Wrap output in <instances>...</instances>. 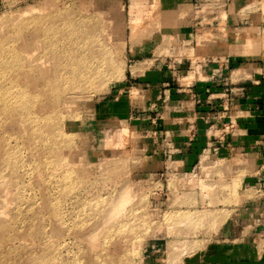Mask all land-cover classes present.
Wrapping results in <instances>:
<instances>
[{
	"label": "rangeland",
	"instance_id": "1",
	"mask_svg": "<svg viewBox=\"0 0 264 264\" xmlns=\"http://www.w3.org/2000/svg\"><path fill=\"white\" fill-rule=\"evenodd\" d=\"M0 49V264L264 258V0H0Z\"/></svg>",
	"mask_w": 264,
	"mask_h": 264
},
{
	"label": "crops",
	"instance_id": "2",
	"mask_svg": "<svg viewBox=\"0 0 264 264\" xmlns=\"http://www.w3.org/2000/svg\"><path fill=\"white\" fill-rule=\"evenodd\" d=\"M221 58L219 56H217V60L216 62L220 63ZM213 61V60H212ZM226 64L223 67V71H227L229 69V67H238L239 63L237 60H233L232 58H229L226 60ZM212 63V62H211ZM218 66L216 65H211L210 67H207V69L205 70V72L209 73L210 69ZM223 66V65H222ZM222 68V67H221ZM183 70V68H181ZM167 71L164 70V68H159V67H155L154 69L152 68L151 71L148 72V79L145 80L146 83V87L149 88H153L155 90L160 91L166 87H169V84L166 82L167 81ZM188 87H190L192 90V92L195 93H199L200 97H204L206 96V94L210 91H215V88L218 86V84L214 85L213 82L207 81V82H203L202 84H198V85H187ZM187 91H190L187 89ZM259 102L264 100V94H259ZM264 102V101H263ZM201 102L198 101L196 103H192L193 107L194 104L199 105ZM209 103V102H206ZM191 104V105H192ZM188 105V104H187ZM202 107H204V101L201 104V107H197V110L202 109ZM191 110V109H188ZM194 110V109H192ZM187 116H189L188 119H186L188 122L190 121V119L193 118H197V126H196V132L200 133L197 136V139L195 141V143L189 144V146H186L185 148H183V150H179L178 152L180 154H191L194 155L196 154L198 151L202 150L203 147H205V142H206V138H205V129H204V124L202 123L203 120L201 118L202 114H197V113H193V114H186ZM188 127V125H187ZM192 128H195V126H192ZM203 264H264V258H248V259H244L239 253H225L222 254L220 256H218L217 258H211L210 260H208L207 262L203 263Z\"/></svg>",
	"mask_w": 264,
	"mask_h": 264
},
{
	"label": "bare ground",
	"instance_id": "3",
	"mask_svg": "<svg viewBox=\"0 0 264 264\" xmlns=\"http://www.w3.org/2000/svg\"><path fill=\"white\" fill-rule=\"evenodd\" d=\"M8 50V49H7ZM0 49V75L1 73L6 74L5 83L8 84L7 98H0V102L5 105L4 109H9L12 106V90H13V56L10 51Z\"/></svg>",
	"mask_w": 264,
	"mask_h": 264
}]
</instances>
